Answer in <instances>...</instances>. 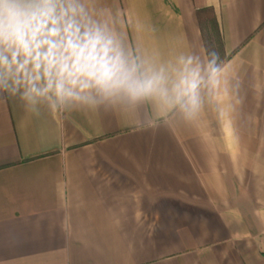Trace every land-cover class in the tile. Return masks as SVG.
I'll list each match as a JSON object with an SVG mask.
<instances>
[{
	"label": "crops",
	"instance_id": "0c3cea01",
	"mask_svg": "<svg viewBox=\"0 0 264 264\" xmlns=\"http://www.w3.org/2000/svg\"><path fill=\"white\" fill-rule=\"evenodd\" d=\"M83 2L166 94L55 111L0 94V264H264V0Z\"/></svg>",
	"mask_w": 264,
	"mask_h": 264
},
{
	"label": "clouds",
	"instance_id": "9594fccd",
	"mask_svg": "<svg viewBox=\"0 0 264 264\" xmlns=\"http://www.w3.org/2000/svg\"><path fill=\"white\" fill-rule=\"evenodd\" d=\"M217 71L212 68L213 77ZM162 80L129 61L115 34L92 18L83 0H0V94L26 107L46 102L55 111L120 94L137 100L166 94ZM200 83L199 71L189 69L176 85L177 102L188 116L200 108Z\"/></svg>",
	"mask_w": 264,
	"mask_h": 264
},
{
	"label": "rangeland",
	"instance_id": "374dc122",
	"mask_svg": "<svg viewBox=\"0 0 264 264\" xmlns=\"http://www.w3.org/2000/svg\"><path fill=\"white\" fill-rule=\"evenodd\" d=\"M202 36L204 39L205 47L207 50V53L210 56L211 63L214 60V64L212 63V66H216L217 63L221 62L222 60V54L220 51V42L219 39L214 32V29L211 27V24L209 20H207L205 23H203L202 26ZM212 53H216L217 56L214 57Z\"/></svg>",
	"mask_w": 264,
	"mask_h": 264
},
{
	"label": "trees",
	"instance_id": "16d2710c",
	"mask_svg": "<svg viewBox=\"0 0 264 264\" xmlns=\"http://www.w3.org/2000/svg\"><path fill=\"white\" fill-rule=\"evenodd\" d=\"M198 20L209 19L215 30H218L216 18L212 8L196 10ZM264 255V253H262Z\"/></svg>",
	"mask_w": 264,
	"mask_h": 264
}]
</instances>
